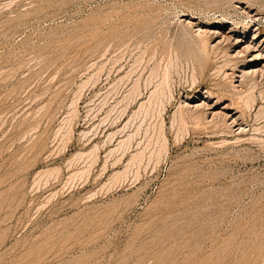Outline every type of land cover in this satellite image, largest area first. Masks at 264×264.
<instances>
[{
    "label": "rangeland",
    "instance_id": "rangeland-1",
    "mask_svg": "<svg viewBox=\"0 0 264 264\" xmlns=\"http://www.w3.org/2000/svg\"><path fill=\"white\" fill-rule=\"evenodd\" d=\"M0 264H264V0H0Z\"/></svg>",
    "mask_w": 264,
    "mask_h": 264
},
{
    "label": "bare ground",
    "instance_id": "bare-ground-1",
    "mask_svg": "<svg viewBox=\"0 0 264 264\" xmlns=\"http://www.w3.org/2000/svg\"><path fill=\"white\" fill-rule=\"evenodd\" d=\"M182 31H183V30H182ZM186 37H187V36H186ZM200 38H202V37H200ZM203 42H205V41H202V43H203ZM199 43H200V42H199ZM218 44H219V43H218ZM165 84H166V83H165ZM165 86H166V85H165ZM166 88H167V87H166ZM158 93H159V92H158ZM163 93H164V92H163ZM143 105H144V104H143ZM187 106H188V105H187ZM189 107H190V106H189ZM189 107H188V108H189ZM197 107H198V106L194 105L192 108H193V110L195 111V108H197ZM182 108H183V106H182ZM182 108H181V110H182ZM188 108L186 107V111H187ZM198 108H202V107H198ZM198 108H197V109H198ZM189 109H190V108H189ZM181 110H180V111H181ZM200 110H201V109H200ZM197 111H199V110H197ZM202 111H203V110H202ZM138 112H139V111H138ZM195 112H196V111H195ZM201 114H202V113H201ZM178 115H179V114H178ZM127 138H128V137H127ZM140 156H141V155H140ZM95 158H96V157H95ZM117 161H118V160H117ZM55 171H56V170H55Z\"/></svg>",
    "mask_w": 264,
    "mask_h": 264
}]
</instances>
